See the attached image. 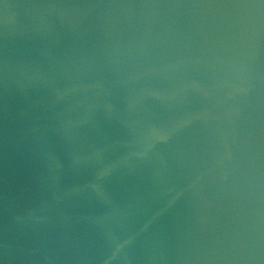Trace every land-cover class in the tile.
Returning a JSON list of instances; mask_svg holds the SVG:
<instances>
[{"label":"water","instance_id":"obj_1","mask_svg":"<svg viewBox=\"0 0 264 264\" xmlns=\"http://www.w3.org/2000/svg\"><path fill=\"white\" fill-rule=\"evenodd\" d=\"M0 264H264V0H0Z\"/></svg>","mask_w":264,"mask_h":264}]
</instances>
